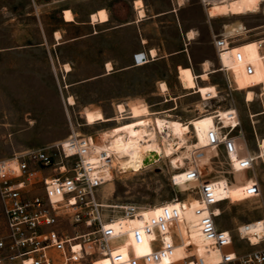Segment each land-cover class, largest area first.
<instances>
[{
  "label": "rangeland",
  "instance_id": "374dc122",
  "mask_svg": "<svg viewBox=\"0 0 264 264\" xmlns=\"http://www.w3.org/2000/svg\"><path fill=\"white\" fill-rule=\"evenodd\" d=\"M133 1L0 0V159L25 149L45 147L73 132L92 135L95 141L101 142L105 132L116 130V136L108 143L115 149L124 172L103 186L104 201L138 203L159 212L163 202L171 205L177 203L175 198L196 195L184 182L182 174L190 165L191 152L184 164L179 163L180 168L163 151L155 163L139 167L127 164L128 156H121L117 145L130 138L128 128H147L144 121L148 118L169 115L182 121L179 116L190 114L194 118L188 121L190 132L185 135L186 141L203 143L206 156L199 164L204 178L216 179L219 189L229 192L233 200L220 204L223 209L220 225L233 230L237 236L238 225L264 217V155H260L263 149L260 142L264 138V0L257 12L214 17L209 16L201 0H183L181 5L170 0H146L149 17L142 23H133L137 18ZM171 6L178 9L175 18L179 14L188 24L199 26L198 53L202 57L209 55L216 69L220 64L214 35L226 32L229 23H243L244 28L232 34L236 41L232 48L236 54L242 53V60L253 58L241 67L242 83L248 86L238 88L241 85L233 80L230 70L231 86L223 71L211 74L207 81L198 79L200 84H214L217 88L215 96L205 98L207 100L202 99L201 93L191 94V89L184 88L178 70L179 65L186 64L182 53H175L184 44L181 29L170 28L169 36L158 34V25L166 20L156 14ZM63 7H71L75 21L66 22L61 16ZM101 8L106 9L110 20L105 24L89 23L90 13ZM145 23L150 24L146 29L142 26ZM141 27L143 34L152 37L147 45L168 40L167 51L161 52L168 56L151 68L128 69L118 76V69L132 64L134 52L142 47ZM57 33L61 37L58 38ZM108 62L113 65L112 73L106 68ZM248 64L253 67L251 72ZM199 68L200 65L194 66L195 73H200ZM156 79L166 80L168 98L182 95L177 98L178 104L165 103ZM246 89L252 90V101L247 100ZM186 93L191 95L186 97ZM70 97L74 104L69 103ZM136 100L148 102L155 113L148 118L128 117L129 106ZM121 103L127 108L123 113L117 108ZM168 107L175 108L166 110ZM232 107L238 111L248 149L257 155L250 171H232L223 148H218L216 154L217 150L208 142L209 131L216 126L215 114L219 111L218 115L227 124V115L231 114L227 109ZM87 109H101L106 117L123 115L122 118L128 119L90 123L84 114ZM142 145L145 146L143 141ZM188 150L179 148L174 155H185ZM175 174L176 187L172 184ZM226 176L233 185L226 182ZM251 177L257 178L261 192L248 198L246 185L255 180ZM4 224L0 202V229ZM120 228L127 227L122 224ZM133 246L137 254L149 251L147 244L134 243ZM254 247L246 246V249ZM177 254H183V250L178 248Z\"/></svg>",
  "mask_w": 264,
  "mask_h": 264
},
{
  "label": "built area",
  "instance_id": "2783aa9c",
  "mask_svg": "<svg viewBox=\"0 0 264 264\" xmlns=\"http://www.w3.org/2000/svg\"><path fill=\"white\" fill-rule=\"evenodd\" d=\"M214 1L225 0L201 3L209 9ZM213 42L221 64V56L231 52L236 41L223 32L215 34ZM236 58L241 61L242 53L237 52ZM149 59L145 51L134 53L137 65ZM219 68L231 86L229 70ZM247 68L253 70L251 64ZM159 88L164 96L169 90L166 81L159 83ZM117 108L119 111V104ZM227 111L232 119L227 124L219 111L215 114L209 145L215 147L216 154L223 148L232 171H250L257 155L247 147L237 109ZM120 119L128 118L117 121ZM205 156L202 147L194 145L190 165L182 172L184 182L196 195L175 198L177 203L171 205L163 202L161 210L150 216L138 203L104 201L103 186L124 172L107 140L97 142L92 135L73 132L45 147L0 159V202L5 217L0 229V264H96L103 257L112 264H264V217L238 225L237 236L220 225V204L233 200L219 189L216 179L204 178L199 161ZM175 176L172 184L176 187ZM251 178L255 180L246 185L248 198L261 192L257 178ZM224 179L233 185L227 176ZM193 199L198 205L193 209L194 220H189L186 211ZM137 218L139 224L118 227L123 220ZM191 225L196 230L194 236ZM134 243L147 244L149 251L137 254ZM246 246L255 247L247 250ZM178 248L183 254H177Z\"/></svg>",
  "mask_w": 264,
  "mask_h": 264
},
{
  "label": "bare ground",
  "instance_id": "6f19581e",
  "mask_svg": "<svg viewBox=\"0 0 264 264\" xmlns=\"http://www.w3.org/2000/svg\"><path fill=\"white\" fill-rule=\"evenodd\" d=\"M263 0H225L224 2L214 1L213 5L209 8V16H217V15H228V14H246L248 12H257L262 8ZM180 4L183 3V0L179 1ZM135 6L138 8L139 16H144L145 12L143 9V1L136 0ZM208 10V9H207ZM264 10V7H263ZM64 18L67 21L74 20V15L71 9H65ZM92 22H106L109 20V15L106 9L101 8L91 14ZM227 31L226 34H233L237 31H240L244 28L243 23H229L226 25ZM193 35V32L190 33ZM57 37H61L60 33H57ZM231 52H225L221 56V66L224 69L233 70V76L238 81L243 77V71L241 70V66L253 60V58L245 59V60H237L234 49L231 48ZM153 56L157 54L155 49L152 50ZM208 64H206V67ZM107 67L109 70L113 68L112 63L108 62ZM71 67H68L70 70ZM180 79L185 88L193 89L201 92L203 98H209L210 96H215L216 90L213 86L209 87H199L197 85V78L203 77L206 78L208 73L205 72L202 75H196L190 67L180 66L179 67ZM163 88H166V84L163 83ZM247 99L252 100L253 94L252 91H248ZM69 103L74 104V100L70 97ZM125 104H119V111L122 113L126 110ZM129 116L131 118H148L151 114L155 113L150 109V105L146 101H135L129 106ZM85 117L88 122L93 123L96 121L108 122L118 120L121 117H106L101 109L90 110L87 109L85 112ZM228 122H231L232 119L229 115H227ZM144 123L147 125V128H128L126 132L130 135V138L121 142V145H117V148L120 151L121 156H128L125 162L129 165H135L139 167H145L149 164L155 163L160 153L163 151L164 155L170 157L176 167L180 168V164L185 163V159L189 158L190 149L192 146L196 145L198 147L203 148L202 142H196L194 144H189L186 141L185 135L190 132L189 123H182L178 119L170 118L169 115L162 116L157 115L154 119L148 118ZM117 134L116 130H112L104 133V137L102 139L110 141V138H114ZM142 141L145 143V146L142 145ZM177 145V146H176ZM262 149V153L260 155H264V138L260 142ZM108 146L115 151L112 145L108 143ZM176 146V147H175ZM188 148V152L185 155H174L176 154L175 150L179 148ZM116 152V151H115ZM118 159V155H117ZM190 159V158H189ZM170 160V161H171ZM252 182H250L251 184ZM229 194V192H225ZM110 204V203H109ZM198 205L196 199L191 201V206L186 211V216L189 220H194L193 209ZM109 206V205H108ZM112 206V204H111ZM157 210L153 208H147L144 210V214L146 216H150L151 214L156 213ZM140 223V219L133 220H123L122 224H125L128 229L132 225H136ZM118 226V225H117ZM121 226V225H120ZM118 226V227H120ZM193 236L196 233L195 227L191 225ZM96 264H112L108 257H103Z\"/></svg>",
  "mask_w": 264,
  "mask_h": 264
},
{
  "label": "crops",
  "instance_id": "0c3cea01",
  "mask_svg": "<svg viewBox=\"0 0 264 264\" xmlns=\"http://www.w3.org/2000/svg\"><path fill=\"white\" fill-rule=\"evenodd\" d=\"M53 1H59V0H53ZM135 1L136 0L133 1V7L135 9V12L137 13V18L133 20V23H142L143 21H146L148 19V17H149L147 15V10H148V6L149 5H147L148 3H147L146 0H142L143 1V9H144L145 15L144 16H139L138 8L135 6ZM170 1H175L177 5H181L180 2H179L180 0H170ZM65 9H71V7H63L62 8V14H61V16L63 18H64V12H63V10H65ZM177 11H178L177 7L171 6L169 9H166L165 11L156 14L157 17H162L163 16L165 18V20H166L165 22H162L161 21L160 22L161 24L158 25V27H159L158 34L165 35V36H169V30H170V28H173V27H177V29L180 28L181 29V33H182V36L184 38V44L179 49H177L175 51V53H182V55H183L182 56V59L184 60V62L186 64V66L185 65L184 66L185 67H190L194 73H195L194 66L196 64L197 65H200V68H199L200 73H198V74L195 73L196 75H202L205 72L208 73V76L206 78H203L202 76L197 78L198 88L199 87H209V86H213L215 89H217L214 84H206V83L205 84H200L199 83L198 79H201L202 81H207V80H209V76L211 74H213V73H215L217 71H220L221 69L220 68H217V69L216 68H213V61H212L211 57H209V55H205L203 57L199 55L198 50H197V44L200 42V40H199V35H200V33H199V31H200L199 26H193V25L188 24V21L186 19L185 20L180 19V15L179 14H178L179 17L178 18H175ZM208 11H209V9L207 10V12ZM92 13H90V15H89V20H88L89 23H93V24H96V23L97 24H105V23H107L110 20V18H109V20L106 21V22H92V18H91V14ZM210 17H214V16H210ZM72 21H75V19L72 20ZM72 21H67L66 20V22H72ZM126 24H130V22L129 23L119 24L118 27L119 26H122V25H126ZM149 25H150L149 23H145V25L142 24V26H143L144 29H146L147 27H149ZM191 32H193V35L190 34ZM140 34L141 35H140V38L139 39H140V42H141L142 47L140 49H138L137 51H135L134 53L139 52V51H145L146 53L150 54V59L147 62H145L144 64H141V65L135 64V60H134V62L132 64H128L126 66H123V67L119 68L118 71L116 72L118 74V76L121 75V72L122 71H126L128 69H133V71H136V70H144V69L151 68L153 65H156L161 59H164L165 57L168 56L167 53H161L163 49L167 51V46L169 44L168 40H160V41H158L155 44L147 45V44H149V39H151L152 37L150 35L143 34L142 27H141V33ZM153 49H155L157 51V54L155 56H153V54H152V50ZM234 53H235V50H234ZM235 56H236V53H235ZM133 59H134V57H133ZM219 60H220V58H219ZM206 64H208L207 67H206ZM180 66H183V65H179V67ZM106 68H107V66H106ZM110 71L111 70H108V73H112ZM232 73H233V70H232ZM243 78H244V74H243V77L240 80H238V81L233 76V80L236 81L238 84L241 85L238 88H243V87L248 86V85H245L244 83H242V79ZM164 81H166V80L156 79V83L157 84L159 82L162 83ZM185 89H189V88H185ZM191 90H192L190 92L191 94H194V93H199L200 94L201 93L199 91H196L195 88H193ZM248 91H252V90L246 89V97H247ZM191 94L186 93L185 96L186 97L187 96L189 97V95H191ZM217 95H218V91H217ZM180 96H182V95L170 96V98H168V100L165 103H168V104L170 103L171 104L172 101H174L175 104H178L177 98H179ZM202 99L203 100H207V99L203 98V96H202ZM252 100H248V101H252ZM174 108L175 107H168V108H166V110H174ZM192 116L193 115L186 114L184 117L183 116H181V117L179 116V118L182 119V121L180 120L182 123H187L188 121H190V120H192L194 118Z\"/></svg>",
  "mask_w": 264,
  "mask_h": 264
},
{
  "label": "water",
  "instance_id": "95a60500",
  "mask_svg": "<svg viewBox=\"0 0 264 264\" xmlns=\"http://www.w3.org/2000/svg\"><path fill=\"white\" fill-rule=\"evenodd\" d=\"M45 1H50V0H45Z\"/></svg>",
  "mask_w": 264,
  "mask_h": 264
}]
</instances>
